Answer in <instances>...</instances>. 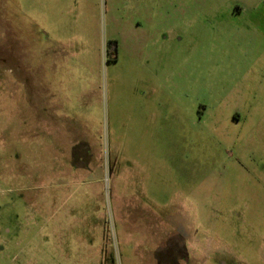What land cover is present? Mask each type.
I'll list each match as a JSON object with an SVG mask.
<instances>
[{
	"label": "rangeland",
	"instance_id": "374dc122",
	"mask_svg": "<svg viewBox=\"0 0 264 264\" xmlns=\"http://www.w3.org/2000/svg\"><path fill=\"white\" fill-rule=\"evenodd\" d=\"M250 1L0 0V264L45 256L33 225L64 195L100 216L111 264H264Z\"/></svg>",
	"mask_w": 264,
	"mask_h": 264
},
{
	"label": "crops",
	"instance_id": "0c3cea01",
	"mask_svg": "<svg viewBox=\"0 0 264 264\" xmlns=\"http://www.w3.org/2000/svg\"><path fill=\"white\" fill-rule=\"evenodd\" d=\"M161 1L164 2V0ZM248 5H252L253 10H257L262 6L264 11V0H252L248 2ZM245 9V5L236 7L239 13ZM67 196L64 195V198H62V209L47 206L45 209L46 220L44 226L33 225V228L36 227L37 229L35 231L37 234L32 236L31 242H36L37 247H42L45 256L26 258L25 264H57L54 260V253L56 255L60 253V264H111L103 238V227L100 216L96 215L94 210L75 208L73 206L74 203L70 202L71 197ZM58 197L57 194H52V198L48 199L47 205H50V203L56 205ZM174 227L170 230V233L174 232ZM32 231L34 232V230ZM2 232L5 235L11 231L3 227ZM162 237V240L157 241L154 254L155 261H157L161 250L165 251L167 233L164 230ZM20 242L16 241L15 245H20ZM4 244H8L5 237ZM175 247L176 242L173 244V248ZM173 256H175L174 260L163 261L162 264H182V259L185 261L187 257Z\"/></svg>",
	"mask_w": 264,
	"mask_h": 264
},
{
	"label": "trees",
	"instance_id": "16d2710c",
	"mask_svg": "<svg viewBox=\"0 0 264 264\" xmlns=\"http://www.w3.org/2000/svg\"><path fill=\"white\" fill-rule=\"evenodd\" d=\"M111 44H114V43H110V47H112V45ZM114 48H116V44H114V46H113Z\"/></svg>",
	"mask_w": 264,
	"mask_h": 264
}]
</instances>
